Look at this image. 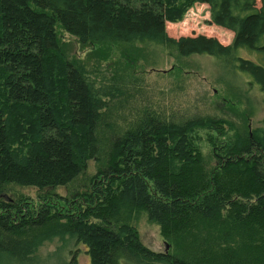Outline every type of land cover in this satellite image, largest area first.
Returning a JSON list of instances; mask_svg holds the SVG:
<instances>
[{
	"label": "trees",
	"instance_id": "1",
	"mask_svg": "<svg viewBox=\"0 0 264 264\" xmlns=\"http://www.w3.org/2000/svg\"><path fill=\"white\" fill-rule=\"evenodd\" d=\"M194 3L233 34L230 44L168 35L166 22ZM58 29L82 45L214 57L264 106V0H0V264H23L38 241L57 236L74 242L69 264L80 252L88 264H264V119L240 133L223 119L175 122L148 110L115 129ZM200 133L222 139L212 167ZM14 186L35 188L36 199ZM139 211L168 249L142 243L132 223Z\"/></svg>",
	"mask_w": 264,
	"mask_h": 264
},
{
	"label": "rangeland",
	"instance_id": "2",
	"mask_svg": "<svg viewBox=\"0 0 264 264\" xmlns=\"http://www.w3.org/2000/svg\"><path fill=\"white\" fill-rule=\"evenodd\" d=\"M256 1L259 4L260 0ZM209 17L206 5L194 3L180 21L166 22L167 33L176 38L205 34L216 37L222 44H230L233 34L210 23ZM57 33L67 57L77 62L95 88L101 90L99 98L105 100L109 111L104 121L115 129L130 128L135 124V116L148 110L175 122L198 117L223 119L240 133H250L264 119L258 89L248 86L243 76L214 57L179 58L142 45H82L64 30L58 29ZM108 87L113 89L108 92ZM221 141L215 134L200 133L197 143L207 167L214 164V142L216 148ZM96 166L95 161L88 162V176L95 174ZM13 189L16 194L33 200L38 193L32 187L14 186ZM57 192L66 195L67 189L58 188ZM132 223L144 245L154 251L168 249L159 226L150 222L144 211L134 213ZM75 248L74 242L65 237H46L29 250L27 262L23 264H69ZM76 263L88 264L84 253L78 254Z\"/></svg>",
	"mask_w": 264,
	"mask_h": 264
}]
</instances>
